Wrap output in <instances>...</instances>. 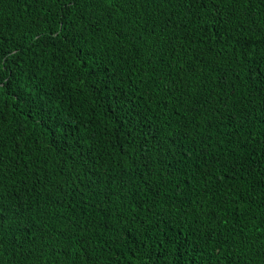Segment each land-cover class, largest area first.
Instances as JSON below:
<instances>
[{
  "label": "trees",
  "instance_id": "trees-1",
  "mask_svg": "<svg viewBox=\"0 0 264 264\" xmlns=\"http://www.w3.org/2000/svg\"><path fill=\"white\" fill-rule=\"evenodd\" d=\"M46 8L0 0V264H264V3L198 29L137 0L78 43Z\"/></svg>",
  "mask_w": 264,
  "mask_h": 264
},
{
  "label": "snow or ice",
  "instance_id": "snow-or-ice-1",
  "mask_svg": "<svg viewBox=\"0 0 264 264\" xmlns=\"http://www.w3.org/2000/svg\"><path fill=\"white\" fill-rule=\"evenodd\" d=\"M34 2L37 5H47L46 11L50 14L51 20L57 25H62V27H57L54 33L49 34L50 38L54 36L58 41H65L71 37V40L69 41L70 43H78L80 40L78 34L80 29L76 28L77 21L89 30L94 29L97 32L102 33L106 27H109V25L113 23V6H115L118 19L123 21L127 16L125 6L137 3V0H34ZM138 2L144 4L147 3L148 0H138ZM150 2L158 5L159 11L164 18V25L167 28H179L181 25L187 27V23L182 21L177 15V10L184 8L185 5H187L188 12H191L193 8H196L200 14L195 16V18L189 22L197 25V28L199 29L202 25L198 24V21H203L204 26L207 27H215L221 21H225V23L229 22L232 17L237 15V12L243 4L250 5L253 3V0H150ZM260 2L264 3V0H260ZM53 3L59 5L58 11H53L51 7ZM165 5L170 6V10L167 12L164 11ZM205 17H207V20ZM225 17H228L229 21H226ZM208 21H211L212 23L209 24ZM113 31H119L120 34L123 35V27H120L119 29L113 28ZM132 35H135V32H133ZM154 35H156L155 28L149 33V36ZM233 35L235 36V34ZM102 38L103 37H101V39ZM156 38L158 40L159 36ZM141 39H144L145 43H147V38L141 37ZM236 43L242 50L250 46L246 41L242 40H237ZM0 48H3L2 38H0ZM149 51H157L155 45H153ZM234 61L243 67V51L240 55L234 58ZM188 67L190 70L194 71V65H189ZM5 68L6 63H0V70ZM10 86V79L7 82L0 81V90ZM0 164H2V161H0ZM232 179H237V177L234 176ZM153 203H158L155 197L153 198ZM0 216H2V213H0ZM22 219L23 217H18V220ZM6 235L7 231L2 219H0V253L4 252ZM26 242L31 244V240ZM40 251L42 252L43 249L41 248ZM219 251H224L223 246L220 247ZM261 251L264 252V250ZM36 252L37 249L35 247H30L28 251L29 258H31ZM85 264H94V261L88 259L85 261ZM222 264H242V261L236 253L229 252L226 253L222 260Z\"/></svg>",
  "mask_w": 264,
  "mask_h": 264
}]
</instances>
